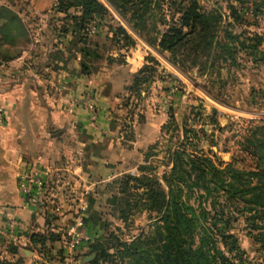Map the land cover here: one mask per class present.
Wrapping results in <instances>:
<instances>
[{
	"label": "rangeland",
	"instance_id": "rangeland-1",
	"mask_svg": "<svg viewBox=\"0 0 264 264\" xmlns=\"http://www.w3.org/2000/svg\"><path fill=\"white\" fill-rule=\"evenodd\" d=\"M98 1L108 13L101 20L90 21H98L99 28L96 34H89L86 27L89 41L84 43H102L108 68H116V62L126 70L127 57H132L129 50L121 48L127 45L121 36L113 39L118 26L132 39L133 47L142 42L158 60L146 57L152 73L125 72L123 88L112 96L115 100L103 114L97 112V89L86 86L72 99L70 105L85 110L90 124L104 119L103 160L91 162L84 177L73 174L71 178L72 163L64 160L62 167L22 172L43 177L44 184L30 197L22 196L18 188L39 220H33L30 236L18 242L13 236L20 223L0 209V264H112L103 258L93 262V244L112 253L117 241L129 243L155 224L154 212L135 208L138 194L124 186L125 176L143 175L139 169L146 165L151 169L146 175L160 180L169 168V151L181 142L188 145V151H202L213 161L230 163L237 170L254 171L257 167L254 142H264V130H259L264 127V0H247L246 6L239 0H194L204 20L196 34L179 46L177 65L170 62L169 53H158L156 46L192 0ZM0 9L1 80L17 72L12 62L35 39L40 18L32 16L29 3L22 0H0ZM67 25L59 21L51 29L61 32ZM225 34L232 36L229 45L217 46L216 41L225 45ZM72 37L70 42L78 41V36ZM58 38L65 39L60 33ZM253 45L257 52L251 49ZM86 56L84 59V52L80 53L92 76L102 66L95 52ZM150 58L155 63L150 64ZM130 63L135 65L134 58ZM55 66L52 71L58 70ZM80 71V76L89 77ZM147 121L154 123L150 129L143 126ZM148 153L151 157L145 162ZM224 211L217 226L232 235L240 249L226 254L230 263L264 264V241L254 239L249 214L227 207ZM78 220L85 222L81 226L85 236L75 243V233L82 231Z\"/></svg>",
	"mask_w": 264,
	"mask_h": 264
},
{
	"label": "trees",
	"instance_id": "trees-1",
	"mask_svg": "<svg viewBox=\"0 0 264 264\" xmlns=\"http://www.w3.org/2000/svg\"><path fill=\"white\" fill-rule=\"evenodd\" d=\"M239 2L242 6L248 4L247 0ZM259 7L256 5V10ZM54 11L61 15L58 21L69 23L67 28L82 42L86 41L85 28L90 21L101 20L108 13L98 0H56ZM232 15H236L233 8ZM203 20L199 4L188 1L176 24L161 36L156 51L169 53L170 62L177 65L175 55L179 46L196 34ZM67 28L58 33L64 36ZM117 36L127 43L121 48L133 47L132 39L121 26L116 27L113 39ZM230 38V34H225V45L217 41L216 45L227 47ZM251 49L257 52V45ZM91 53L84 52L83 58L87 59L86 54ZM148 61L155 63L152 58ZM85 64L84 61L80 72L90 76L92 73ZM152 71L145 65L137 74ZM187 146L181 142L169 151V168L160 180L146 175V170H151L146 165L139 169L143 175L125 176L124 186L138 194L135 208L154 212L155 224L148 233L140 234L129 243L117 241L112 253L98 243L93 244L94 263L103 258L112 264H231L226 254L240 249L236 239L217 226V220L223 219L224 207L236 213H248L250 228L256 232L254 239L264 241V142H254V156L258 160L254 171L237 170L230 163L215 162L202 151H188ZM150 157L148 153L145 162ZM31 242L36 243L34 235Z\"/></svg>",
	"mask_w": 264,
	"mask_h": 264
},
{
	"label": "crops",
	"instance_id": "crops-1",
	"mask_svg": "<svg viewBox=\"0 0 264 264\" xmlns=\"http://www.w3.org/2000/svg\"><path fill=\"white\" fill-rule=\"evenodd\" d=\"M22 1L29 3L31 15L40 18V24L36 25V36L29 48L12 62L17 72L0 80V106L5 116L4 124L0 125V209L20 223L13 236L18 242L30 236L33 220H39L34 217L33 207L18 193L22 172H31L36 167L58 168L63 162H70L69 176L84 177L91 162L103 160L107 127L104 119L98 118L95 124H90L85 110L70 105L72 99L86 86L97 89L96 103L100 106L97 112L103 114L123 88L125 72L140 70L147 64V56L158 60L140 42L129 49L132 57H127L126 70L116 62L113 63L116 68H108L101 42H70L71 30L64 39L58 38V32L51 29L57 26L61 16L54 11L56 0ZM92 51L99 56L96 61L102 68L92 76L82 77L79 71L84 60L80 53ZM133 58L135 65L132 66ZM56 64L58 70L52 71ZM152 122L147 121L143 126L150 129Z\"/></svg>",
	"mask_w": 264,
	"mask_h": 264
},
{
	"label": "built area",
	"instance_id": "built-area-1",
	"mask_svg": "<svg viewBox=\"0 0 264 264\" xmlns=\"http://www.w3.org/2000/svg\"><path fill=\"white\" fill-rule=\"evenodd\" d=\"M98 21H92L87 26V33L89 34H96L99 28V25L97 23ZM5 122V116H4V109L0 106V125H3ZM44 184L42 175L36 173V174H30V173H22L19 176V192L22 196L25 198L32 196L33 193L37 192L41 186ZM83 226V221L78 220L77 227ZM80 232L75 233V243L79 241L82 237L85 236V233L83 232L84 229L81 228Z\"/></svg>",
	"mask_w": 264,
	"mask_h": 264
}]
</instances>
